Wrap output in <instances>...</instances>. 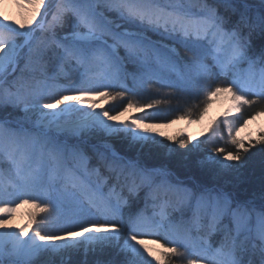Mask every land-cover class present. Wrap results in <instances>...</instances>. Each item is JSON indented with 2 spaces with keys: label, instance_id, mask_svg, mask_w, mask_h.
<instances>
[{
  "label": "snow or ice",
  "instance_id": "6c2138e0",
  "mask_svg": "<svg viewBox=\"0 0 264 264\" xmlns=\"http://www.w3.org/2000/svg\"><path fill=\"white\" fill-rule=\"evenodd\" d=\"M25 5L30 12L18 25L0 17V264L5 256L7 264H33L42 252L67 254L60 264H73V252L82 253L78 264H170L177 256L187 264H264V191L241 198L235 187L195 177L173 185L166 166H145L108 139L123 133L129 150L136 142L141 150L167 148L143 127L147 113L131 117L129 128L108 123L119 112L95 111L101 99L138 95L153 84L203 93L196 121L176 117L189 123L202 120L219 97L237 113L264 102V11L253 15L247 0H18V7ZM38 31L46 35L37 38ZM254 36L261 40L258 51ZM93 68L99 78L90 75ZM214 78L225 83L213 87ZM84 104L94 111L74 106ZM153 106L128 102L123 112ZM73 113L82 118L62 123ZM223 120L227 125V113ZM233 131L228 127L237 152L217 147L202 166L239 171L231 162L254 144L232 139ZM177 143L183 149L189 142ZM102 171L103 184H92L89 177ZM13 196L14 206L4 203ZM21 205L37 211L26 225L10 228ZM37 213L64 218L66 225L30 234ZM213 234L221 236L218 246ZM146 237L159 245L156 255L144 246ZM89 255L96 258L90 262Z\"/></svg>",
  "mask_w": 264,
  "mask_h": 264
},
{
  "label": "rangeland",
  "instance_id": "374dc122",
  "mask_svg": "<svg viewBox=\"0 0 264 264\" xmlns=\"http://www.w3.org/2000/svg\"><path fill=\"white\" fill-rule=\"evenodd\" d=\"M247 2H249L250 5L255 4L253 6L260 5V0H247ZM48 19L50 20L51 17L49 16ZM36 35H37V38H39L41 35H46V34L40 33L38 31ZM179 51H180V55L182 57H184L186 60L191 58V54L188 53L185 49L179 48ZM23 67H24V65L22 63L21 68H23ZM132 70L133 69L131 67H129V71H132ZM25 71L27 74L30 70L26 69ZM90 75H92L95 78H99V70L93 68ZM60 83L61 84H68L69 81L65 80V79H61ZM130 83L131 82L129 81V84ZM167 89H169V88L164 87V86H160L157 84H153L151 86V88H145L138 95L126 94L124 97H118L115 100H109L107 103L103 99H101L99 101L97 109H95V111H101L103 109V110H108L110 113H113V114H115L117 112H119L120 114H124L126 116L122 119L121 122L126 123L129 128L132 127L131 120H130L131 117H140V118L144 119L146 113H147V119L149 122L145 123V125H158V124L161 125V124H168V123L176 122V121H180V120L188 121L187 119H169L170 117L168 116V111L170 113V110L168 109V104H165L164 101H169L170 99L174 100L175 102L178 100L180 101V99L183 98V96H187V97L192 96L194 98H199L200 94H202V98H204L203 93L190 94V93H187L184 91L180 95V97H179L180 99L179 98L177 99V98H175V96H179V95H175V96L173 95L172 96ZM113 95H115V90H113ZM172 100H170V103ZM156 101H160V102L156 103ZM128 102H132L133 104L152 103L154 106L151 109H145L144 111H139V112L135 108L129 109L127 112H123V108L126 106V104ZM70 103H74V102H70ZM74 106L77 108H80L83 112L94 111L93 109L88 108L87 104L74 105ZM214 106L219 107V108L229 107L228 111H226V109H225V111H223V112L228 114L227 125L224 123V120H223L225 113L219 114V116L210 123V126H209L206 134H204L202 136V138L198 142L195 143L198 145V147H194L193 146L194 143L189 139V137L183 133H180V132H173L171 134L163 135L160 138H158V137H155V138L157 140H159L162 144L167 145V148H161V149H163V151L165 153V157L170 156V155H172V157H176L174 159H177V161L179 162L181 167L179 166L178 169L181 170L182 173L191 175L192 173H194V169L191 167H195L197 172H199L201 175H203L205 177L203 179H207L206 182L215 181L216 183L224 186L226 189H228L230 191L231 189L233 190L234 186L232 184H230L231 182H229L226 177H227V175H231V176L236 175L238 172L220 171V170L216 169L214 166L207 165V163H205V165L202 166L200 164V161H202L201 159L205 160V158L207 156L215 155L216 154L215 149L217 147L223 148L225 151H229L230 149L231 150H237V147L235 145H233L232 143H230L228 127H231L234 129V131L231 133V138L236 139L237 141H243L244 144L249 143V141L259 142V138L261 136H264V129L258 130L256 132H252V131L248 130V131H246V133H241L240 131L245 124L243 123L240 127H235L236 126L235 121H233L232 119H234V117L238 116L239 113L235 112L233 104L228 100L227 97L216 98L214 100V102L212 103L211 107L209 108V110L212 109ZM174 109L175 108L172 107L173 112L176 114L177 112ZM209 110H208V112H209ZM8 111H12V110L8 109ZM15 115L16 114L13 113V116L10 118L14 119ZM205 116H204V118H205ZM260 116H262V115H260ZM260 116H257V117H260ZM81 118L82 117L80 114L73 113V114H70L68 117H66L62 121V123L65 121L66 122L77 121V120H80ZM249 120H252V119H249ZM152 121H155V122H152ZM164 121H171V122H164ZM217 121H219L218 124H217ZM169 138H171V139H169ZM181 138H184L189 142L187 144L186 148H183V149L179 148L177 142ZM108 139L111 141V143H114L112 141H120V142L126 143V146H128V144L130 142V141L124 139L123 133L108 137ZM113 139H115V140H113ZM204 144L209 145L210 146L209 149L205 146H202ZM134 147L140 148V143L136 142L132 148H134ZM145 147H149V146L145 145ZM202 147H203V149L205 148V150H206V152L203 155V158L199 159V158L195 157V160H194V158L192 160V157H193V154L195 153V151L196 150L201 151ZM149 148H151V147H149ZM126 149H129V148L127 147ZM168 149H174V152L169 154ZM203 152H204V150H203ZM197 153H199V152H197ZM133 154L135 155L134 152H133ZM197 160H198V162H197ZM231 163L233 165H237V164H235V161H233ZM93 164H95L94 161H89L88 167L90 170L93 168L92 167ZM73 166H75V162H74ZM4 168H7V162L6 161L4 162ZM94 176L95 175H92V177L95 180ZM162 178H164V177H162ZM225 178H226V180H225ZM166 179L169 182L173 183L172 182L173 180L170 179L169 176H167ZM175 184L176 183H173V185H175ZM104 193L107 194L106 192H104ZM171 199H173L175 201L177 199V197L175 195H173L171 197ZM15 202H16V198L14 196L13 197H7L4 199V203L8 204L9 206H14ZM23 207H24V215H25L26 224H27L29 222V215L28 214L35 212L37 210L33 209L30 205H24ZM65 225H66V221L64 218L49 216L46 213H37L36 221L33 223L32 228L29 231H30V234H31V232H34V231H40L41 233H46L49 231H54V230H56L62 226H65ZM214 237L217 238L216 241H214ZM152 239H153L152 237H146V238H144L143 243H144L145 247L151 249L153 254L156 255L158 252L161 251V249H160L158 244H154L151 242ZM211 239H212V241H214L213 242L214 244H217V242L221 239V236L219 234H213ZM7 246L10 247L9 245H7ZM217 246H218V244H217ZM71 258L76 260V261L72 260L73 264H78V262L82 259V253L73 252ZM95 258L96 257H94L92 255H89V257H88L90 262ZM102 258H106V257H102ZM4 259H5V264H7L8 257L5 256ZM61 259L67 260V254H64L63 256H61L60 254H53L50 252H42L37 257L33 258V264H49V262H53V264H60ZM146 259H151V258L146 257ZM171 259L173 261H171L170 264H172L174 262L175 263L177 262V264H187V257H184V256L172 257ZM77 260H78V262H77ZM153 264H154V262H153Z\"/></svg>",
  "mask_w": 264,
  "mask_h": 264
},
{
  "label": "trees",
  "instance_id": "16d2710c",
  "mask_svg": "<svg viewBox=\"0 0 264 264\" xmlns=\"http://www.w3.org/2000/svg\"><path fill=\"white\" fill-rule=\"evenodd\" d=\"M249 3V2H248ZM250 5V3H249ZM255 4H251L250 6H252L251 10H252V14L255 15L256 13L260 12V11H264V8H261L260 5H256L253 6ZM220 13L221 15H227V13L225 12V10L223 8L220 9ZM253 47L258 51L259 48L261 47V40L259 39L258 36H254L253 37ZM212 86L215 87L217 85H222L223 83H225L223 81V78L220 79H216L214 78L213 81L211 82ZM169 91V93L173 96L175 95H179V96H175V98H179L180 95L184 92V91H177L175 89H167ZM182 97V96H181ZM202 94L199 95V98H194L192 96H183V98H179L180 101H174L172 99L171 103L170 100L169 101H164L165 104H168V109L170 110V113L168 111V116L170 117L169 119H176V117L180 116V115H185V116H190L192 118L193 121H196L199 117V113L202 110L204 103H205V99L202 98ZM146 104V103H145ZM174 107L176 110V114L173 112L172 107ZM264 111V102L252 105V106H245L244 108L241 109V111L239 112L238 116L234 117V119H232L233 121H235V127H240L245 120H249V117L254 115L256 112H261ZM115 140V139H113ZM114 142V146L116 147V149L120 152H127L129 156L138 158L140 160V162L148 167H160V166H166L169 170V177L170 179H172L173 183H176L178 180L181 181H188L189 178L191 177H195V179L202 181V182H206L207 179H203L205 178L203 175H201L199 172H197V170L195 169V167H191L194 169V173H192L191 175L189 174H184L181 172V170H179V162L177 161V159H174L176 157H172V155L165 157V153L163 151V149L159 148V147H144L142 150L138 147H134L131 148V150L126 149L128 146H126V143L120 142V141H112ZM254 144L253 147L249 148V151L244 152L243 150H240V161L236 162L235 164L240 165L241 167L239 168V171L236 175H227V179L229 182H231L230 184H232L235 187V191L241 196V198H245L248 196H251L253 194H255L257 197L260 195V193L262 191H264V143H260V142H252ZM249 143L245 144V146H248ZM205 146L209 149V145H202ZM204 150V152H203ZM133 152L135 153V155L133 154ZM199 152V153H197ZM206 152L205 148L203 149V147L200 150H196L195 151V155L193 154L192 160L195 157L201 159L203 158L204 153ZM225 152H237V150H229V151H225ZM203 160V159H201ZM200 161V160H199ZM198 162V160H197ZM177 165V166H176ZM95 164L92 165L93 168H95ZM181 167V166H180ZM107 173L102 171L100 176H94V178L91 176L89 177L90 182L93 184H103V177L106 176ZM225 178V180H226ZM161 180H164V178H160ZM94 180V181H93ZM215 182V181H213ZM172 183V184H173ZM227 186V185H226ZM231 189V188H230ZM228 190V189H226ZM232 190V189H231ZM230 190V191H231ZM103 192H108V186H104L102 188ZM117 191L119 192L120 189H117ZM124 196H127V190H125L123 192ZM144 193L143 191L141 192V196H143ZM173 215H178L177 213H173ZM216 237H214V241H216ZM161 241L163 242V239L161 238ZM212 241V239H211ZM212 241V242H214ZM218 241V240H217ZM107 258V257H106ZM104 258V259H106ZM39 260V259H38ZM73 261H76L75 259H72ZM171 261H173L171 259ZM170 261V262H171ZM78 262V260H77ZM172 264H177V262L172 263Z\"/></svg>",
  "mask_w": 264,
  "mask_h": 264
},
{
  "label": "bare ground",
  "instance_id": "6f19581e",
  "mask_svg": "<svg viewBox=\"0 0 264 264\" xmlns=\"http://www.w3.org/2000/svg\"><path fill=\"white\" fill-rule=\"evenodd\" d=\"M18 0H0V17H3L5 21H15L16 24H20L24 22L25 17L29 14L30 8L28 5H25L24 8H20L17 6ZM228 111L229 107L219 108L214 106L209 110L205 118L200 120L199 122L189 123L188 121L180 120L176 122H171L168 124H158V125H143V127L149 130V135L155 137H162L166 134H171L173 132H180L189 137V139L196 143L198 142L204 134H206L210 123L216 119L219 114H224L223 111ZM126 115L119 114L116 117V121H108L111 124H118L122 121V119ZM264 129V115L260 117H256L254 120H249L247 124H245L241 133H246V131L250 130L252 132H256L258 130ZM24 205H21L19 208L12 214V218L8 220V225L10 228L19 229V227L26 225V219L24 215ZM21 239H27V237H21ZM7 245L10 246V242H6Z\"/></svg>",
  "mask_w": 264,
  "mask_h": 264
}]
</instances>
